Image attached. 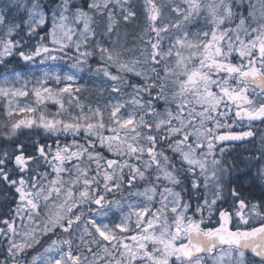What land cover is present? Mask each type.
Listing matches in <instances>:
<instances>
[{
    "label": "snow or ice",
    "instance_id": "snow-or-ice-1",
    "mask_svg": "<svg viewBox=\"0 0 264 264\" xmlns=\"http://www.w3.org/2000/svg\"><path fill=\"white\" fill-rule=\"evenodd\" d=\"M0 264H264V0H0Z\"/></svg>",
    "mask_w": 264,
    "mask_h": 264
},
{
    "label": "trees",
    "instance_id": "trees-1",
    "mask_svg": "<svg viewBox=\"0 0 264 264\" xmlns=\"http://www.w3.org/2000/svg\"><path fill=\"white\" fill-rule=\"evenodd\" d=\"M137 2H139V0H137Z\"/></svg>",
    "mask_w": 264,
    "mask_h": 264
}]
</instances>
